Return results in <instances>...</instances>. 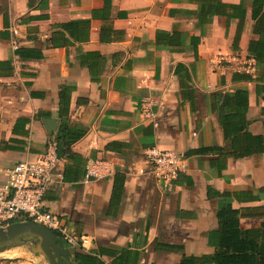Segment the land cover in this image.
Returning a JSON list of instances; mask_svg holds the SVG:
<instances>
[{
  "label": "crops",
  "instance_id": "obj_1",
  "mask_svg": "<svg viewBox=\"0 0 264 264\" xmlns=\"http://www.w3.org/2000/svg\"><path fill=\"white\" fill-rule=\"evenodd\" d=\"M214 4L0 0V62H11L0 67V182L47 149L57 130L50 134L44 119L58 129L64 88L71 123L86 134L54 169L44 208L87 237L86 247L66 243L75 264L213 255L218 214L229 205L244 229L264 228V71L249 53L258 35L250 8L243 24L212 13ZM14 41L43 57L20 59ZM20 118L28 137L14 132ZM152 147L189 159L169 190L146 155ZM90 159L107 160L109 174L87 182ZM19 259L4 255L0 264H47L43 255Z\"/></svg>",
  "mask_w": 264,
  "mask_h": 264
},
{
  "label": "built area",
  "instance_id": "obj_2",
  "mask_svg": "<svg viewBox=\"0 0 264 264\" xmlns=\"http://www.w3.org/2000/svg\"><path fill=\"white\" fill-rule=\"evenodd\" d=\"M12 33L17 36L18 30L13 29ZM13 46L18 48L16 41ZM144 104L148 101L144 100ZM146 155L164 190L172 188L179 175L189 169V159L183 153L152 147L146 150ZM58 163V144L53 139L38 158L25 159L7 169V180L0 182V229L16 222L32 221L55 232L69 246L86 247L87 237L78 234L65 218L44 208L45 195L49 184L55 180L54 169ZM109 170L107 160L90 159L86 165V181L104 178Z\"/></svg>",
  "mask_w": 264,
  "mask_h": 264
},
{
  "label": "trees",
  "instance_id": "obj_3",
  "mask_svg": "<svg viewBox=\"0 0 264 264\" xmlns=\"http://www.w3.org/2000/svg\"><path fill=\"white\" fill-rule=\"evenodd\" d=\"M214 4L213 12L216 14H225L229 18L239 17L243 24L246 21L249 8L253 20V32L258 38L252 40L249 45V53L257 60V65L264 71V0H242L239 4H226L219 0H211ZM250 5V7H249ZM243 26L239 28L236 40L240 39ZM200 40V39H198ZM16 54L20 59H40L43 57V51L38 48H29L19 46ZM11 62H0V67H10ZM64 88L60 92L59 106V127L54 134V140L58 144L59 162L65 157L75 156L72 150L73 145L81 140L86 130L79 128L71 123L70 105L71 99L66 95ZM42 114H37L41 118ZM29 120L18 119L14 132L20 133L22 137L29 136V130L26 128ZM240 131V130H236ZM12 142L21 143L23 147L26 140L13 138ZM1 149L10 148V141H2ZM33 153L32 159L38 158L43 152ZM30 158V159H31ZM220 236L217 241H213L216 251L213 255H206L199 259L185 258L181 264H264V228L263 229H244L240 222V211L231 205L225 206L219 212Z\"/></svg>",
  "mask_w": 264,
  "mask_h": 264
},
{
  "label": "water",
  "instance_id": "obj_4",
  "mask_svg": "<svg viewBox=\"0 0 264 264\" xmlns=\"http://www.w3.org/2000/svg\"><path fill=\"white\" fill-rule=\"evenodd\" d=\"M44 124L50 134L57 130L58 122L54 118H45ZM22 246L36 256L43 255L47 264H75L64 239L42 225L25 221L0 229V255Z\"/></svg>",
  "mask_w": 264,
  "mask_h": 264
},
{
  "label": "rangeland",
  "instance_id": "obj_5",
  "mask_svg": "<svg viewBox=\"0 0 264 264\" xmlns=\"http://www.w3.org/2000/svg\"><path fill=\"white\" fill-rule=\"evenodd\" d=\"M33 255L34 254L30 253L28 248L25 246L13 248L9 253H6V256H10L11 258H20V259L28 258Z\"/></svg>",
  "mask_w": 264,
  "mask_h": 264
}]
</instances>
